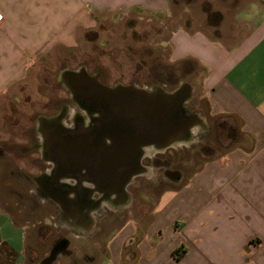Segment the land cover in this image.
<instances>
[{"label":"crops","instance_id":"crops-1","mask_svg":"<svg viewBox=\"0 0 264 264\" xmlns=\"http://www.w3.org/2000/svg\"><path fill=\"white\" fill-rule=\"evenodd\" d=\"M170 7V0H0V101L21 91L28 72L54 48L72 49L78 37H88L99 16L144 12L170 19ZM243 9L233 20L243 29L235 38L212 39L186 21L166 41L169 63L202 69L209 117L239 123L243 143L163 191L148 223L126 222L105 254H92L87 241L74 238L80 264H264V0L237 11ZM1 243L15 252L8 263L24 264V228L0 209Z\"/></svg>","mask_w":264,"mask_h":264},{"label":"rangeland","instance_id":"rangeland-1","mask_svg":"<svg viewBox=\"0 0 264 264\" xmlns=\"http://www.w3.org/2000/svg\"><path fill=\"white\" fill-rule=\"evenodd\" d=\"M170 2V19L144 12L118 19L99 16L96 28L88 33V37H78L72 49L54 48L36 69L28 72L21 91L12 92L0 101V209L14 224L24 228V264H41L39 258L48 251L52 236L65 226L57 219L55 206L41 203L40 198L34 197L35 186L27 177L36 174L30 160L36 159L37 154L30 150L34 153L30 159L27 151L32 148L30 132L38 124L39 117L48 118L68 104L70 95L63 78L66 71L84 69L91 76H100L101 82L107 85L134 84L165 93H172L186 83L190 90L189 113L198 118L188 142L174 145L169 153L154 151L150 155H154L152 160L144 161L143 172L130 186L128 203L122 206L121 213L108 211L101 220L95 219L99 231L91 238L82 237V240L87 241L89 248L99 251V255L105 254L106 242L126 222L147 224L163 191L180 187L205 159L218 157L243 143L239 123L227 117H209L200 86L202 69L196 63H187L185 67L169 63L166 41L170 32L186 21L192 30H200L212 39L235 38L243 33V29L233 20L246 14L244 9L237 10L246 5L253 6L257 0ZM67 109L71 111L74 106L70 103ZM18 147L25 148L23 153ZM43 232L47 234L46 244L40 246ZM63 234L69 240L68 249L74 252V246L79 243L69 232ZM60 262L81 263L72 258Z\"/></svg>","mask_w":264,"mask_h":264},{"label":"flooded vegetation","instance_id":"flooded-vegetation-1","mask_svg":"<svg viewBox=\"0 0 264 264\" xmlns=\"http://www.w3.org/2000/svg\"><path fill=\"white\" fill-rule=\"evenodd\" d=\"M93 77L109 88L134 86L118 83L107 85L101 82L100 76ZM69 95L67 105L61 106L60 111L48 118L39 117L36 121L38 124L30 132L32 148L28 149L27 154L30 155L31 151L39 154L36 159L30 160L36 174H28L27 177L35 186L34 197L44 198V203L55 206L57 219L65 225L52 236L48 251L39 258L41 264H61L60 261L66 258L76 261L74 252L68 249L70 243L63 232H69L75 239L95 236L99 231L95 219L101 220L108 211L116 214L122 212V206L128 203L130 186L141 176L135 174L136 167L143 171L144 161H151L154 156H150L153 151L148 155L149 151L143 149L137 164L134 162L136 154L132 152L123 167H105L102 156L112 150L118 151L126 138L119 128L118 114L110 109L111 106L96 107L70 90ZM70 103L74 109L68 111ZM185 108L190 114L188 103ZM60 154L65 156L61 157ZM107 172L114 174L107 175ZM41 236L40 246L46 244L47 234L43 232ZM90 251L93 254L95 250L90 247Z\"/></svg>","mask_w":264,"mask_h":264},{"label":"water","instance_id":"water-1","mask_svg":"<svg viewBox=\"0 0 264 264\" xmlns=\"http://www.w3.org/2000/svg\"><path fill=\"white\" fill-rule=\"evenodd\" d=\"M63 78L75 96L86 98L89 104L94 103L96 107L111 106L110 109L118 114L119 128L126 138L118 151L112 150L102 156L105 167H123L132 152L136 154L134 162L137 164L145 148L158 153L188 142L191 130L198 123L196 115L187 114L185 108L190 92L186 84L180 85L172 93H165L146 91L137 86L109 88L99 84L97 78L84 69L66 71ZM114 162L120 164L115 165ZM142 172L137 166L135 174ZM112 173L107 172V175Z\"/></svg>","mask_w":264,"mask_h":264},{"label":"trees","instance_id":"trees-1","mask_svg":"<svg viewBox=\"0 0 264 264\" xmlns=\"http://www.w3.org/2000/svg\"><path fill=\"white\" fill-rule=\"evenodd\" d=\"M0 248V251L5 255V264H9L7 261L14 259L15 252L6 243H1Z\"/></svg>","mask_w":264,"mask_h":264}]
</instances>
